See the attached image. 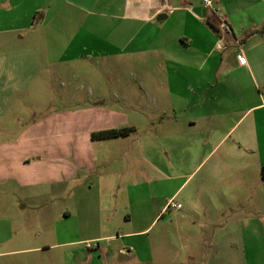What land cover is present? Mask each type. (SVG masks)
<instances>
[{
	"label": "crops",
	"instance_id": "1",
	"mask_svg": "<svg viewBox=\"0 0 264 264\" xmlns=\"http://www.w3.org/2000/svg\"><path fill=\"white\" fill-rule=\"evenodd\" d=\"M0 12L1 33L40 28L22 47L3 48L0 35V264H170L145 237L167 212L177 232L190 215L216 230L206 263L264 264V0H0ZM103 57L139 71L135 108L118 105L129 84L117 80L111 107L46 113L40 96L23 118L41 73L46 84L53 67ZM102 112L98 130L134 128L106 139L140 135L138 148L116 142L123 164L68 141ZM179 196L189 207L169 209ZM54 199L65 203L55 215Z\"/></svg>",
	"mask_w": 264,
	"mask_h": 264
},
{
	"label": "rangeland",
	"instance_id": "2",
	"mask_svg": "<svg viewBox=\"0 0 264 264\" xmlns=\"http://www.w3.org/2000/svg\"><path fill=\"white\" fill-rule=\"evenodd\" d=\"M37 21H39V19ZM28 23L29 22L25 21L15 24L18 26V29L15 31L10 30L3 33L0 32V35L3 36L1 46L3 48H7L14 44L15 47H22L31 42L30 37H35L36 39L40 37L39 22L33 23L34 28H37L34 29L33 32L32 30L30 31L27 29ZM262 29H264V27ZM48 74L49 76L46 75L45 77L46 84L38 83L40 76H42L41 73L37 80L31 85L30 89L28 88L24 93L25 97L29 99L28 103H23V105H21V112L24 114L23 118L25 117L26 121L32 114V102H35L37 106L43 105V103H40L38 100L40 96L49 97V99H51L50 103L46 105L44 104V109H46L44 112L46 113L56 112L58 106L60 105L62 108L66 107L68 111L75 109L76 107L87 108L91 105H98V103L104 102V106L111 107V94H113V89L119 88L120 90H123V86L114 88L113 85L117 82V80H121L122 82L125 80V82L129 84L126 94L128 96V103L125 104L120 102L118 104L123 107V111L128 112L127 107L135 108V105H138V103L135 102L138 101L137 99L140 97L141 93L138 86V81L141 78L139 71L134 68L128 70L124 68L122 69L121 64L118 65L115 62L111 68V57H103L90 61L83 58L76 63H69V67L67 69L62 68L61 70H58V68L53 67L52 70L48 71ZM120 92L121 91H115L114 94H119ZM59 96H65L69 102L60 103L56 99ZM36 111L40 112V109H37ZM132 114L138 117L136 113ZM99 118L100 119L96 120L86 117V119L82 121L81 127H79L77 132H75V135H73L70 131L68 132V141H77L83 148L84 152L90 151L95 153L97 160H100L102 152L107 151L110 153L113 161L123 164V158L112 156L119 152V145H117L116 142H123V145L133 144L135 148H138L140 145L139 133H131L128 139H117V141L114 139H92L91 132L93 130H98V128L95 127H97L98 123L106 118L105 113H99ZM24 120L25 119H23L20 124L25 123L26 121ZM137 121H139L138 118ZM18 126L19 125H15V127ZM88 127H93V129L90 131L88 130ZM107 144H111V150H106L105 147ZM21 189L23 191H31L30 188ZM68 191V195H70V189ZM173 201H180L182 210L189 207L187 201L180 196L173 199ZM39 202L42 203V200L39 201L38 199H35V201H32L29 204V206L32 207L30 208L32 210L31 215H33L32 222H34V224L36 223L35 225L39 222L38 217L41 215L39 209L43 206ZM60 202L61 200L54 199L52 201H47L46 206L51 207L55 215L65 205V203L60 204ZM172 207L174 206H169V209ZM168 214V212L165 213L159 221L155 222L146 231L145 237L152 241H149L152 245L150 248L152 256L160 257L163 255L167 259L173 261L170 264H210L205 262V256L213 253L215 249L209 246L207 239L210 235H212V233L214 234L216 230H213L210 225L205 223L203 215L198 217L190 215L181 222L183 229H180V231L177 232L174 229L177 216L172 217ZM189 254L196 256L197 262L193 263L187 260L182 261L183 259H186V255Z\"/></svg>",
	"mask_w": 264,
	"mask_h": 264
},
{
	"label": "trees",
	"instance_id": "3",
	"mask_svg": "<svg viewBox=\"0 0 264 264\" xmlns=\"http://www.w3.org/2000/svg\"><path fill=\"white\" fill-rule=\"evenodd\" d=\"M133 126H120L107 129H100L91 132L92 139H106L119 137L129 134L133 130Z\"/></svg>",
	"mask_w": 264,
	"mask_h": 264
},
{
	"label": "built area",
	"instance_id": "4",
	"mask_svg": "<svg viewBox=\"0 0 264 264\" xmlns=\"http://www.w3.org/2000/svg\"><path fill=\"white\" fill-rule=\"evenodd\" d=\"M213 2H214V0H202L204 7L207 9H213ZM221 26H223V28L225 30L229 29L226 21H222ZM237 44L239 45V42H237ZM237 58H238L239 62H241V63L245 62V59H244V56L242 53L238 54ZM169 206H174L176 208H179L181 206V204L174 202L173 199H170L167 203V207H169ZM95 245H96V243H94V242H91V241L86 242L87 248H90V247L95 246Z\"/></svg>",
	"mask_w": 264,
	"mask_h": 264
}]
</instances>
